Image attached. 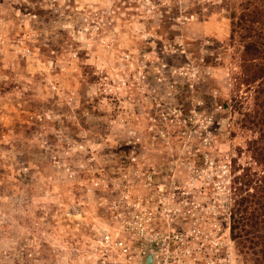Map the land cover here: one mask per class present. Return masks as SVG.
Masks as SVG:
<instances>
[{"label": "rangeland", "instance_id": "374dc122", "mask_svg": "<svg viewBox=\"0 0 264 264\" xmlns=\"http://www.w3.org/2000/svg\"><path fill=\"white\" fill-rule=\"evenodd\" d=\"M259 121L264 0H0V264H97L140 170L204 183L233 263L264 264V217L238 222Z\"/></svg>", "mask_w": 264, "mask_h": 264}, {"label": "built area", "instance_id": "2783aa9c", "mask_svg": "<svg viewBox=\"0 0 264 264\" xmlns=\"http://www.w3.org/2000/svg\"><path fill=\"white\" fill-rule=\"evenodd\" d=\"M151 176L136 171L119 194L104 199L108 224L97 264H147L149 256L150 264H234L205 184Z\"/></svg>", "mask_w": 264, "mask_h": 264}, {"label": "trees", "instance_id": "16d2710c", "mask_svg": "<svg viewBox=\"0 0 264 264\" xmlns=\"http://www.w3.org/2000/svg\"><path fill=\"white\" fill-rule=\"evenodd\" d=\"M256 125L264 126V122L259 121L256 124H254V126H256ZM255 153H256L257 161L264 165L263 148L255 149ZM261 183H263V187H264V178L262 179ZM262 202H264V199L262 200ZM243 203H247V201L244 200ZM260 203L261 202L258 201L257 204L256 203L255 204H256V206H258V204L260 205ZM262 208H263V206H260V207H258V209L254 210V213L248 214V215H250L248 218L246 217V215H241L238 222L241 224L242 227H247L248 225L252 228L257 227L258 223L260 222V217H264V212H263V214L260 213ZM255 231L256 230L254 229V232ZM258 238H260V237H257V239ZM258 253L262 257L261 260L264 262V249L260 250Z\"/></svg>", "mask_w": 264, "mask_h": 264}, {"label": "water", "instance_id": "95a60500", "mask_svg": "<svg viewBox=\"0 0 264 264\" xmlns=\"http://www.w3.org/2000/svg\"><path fill=\"white\" fill-rule=\"evenodd\" d=\"M151 262V256L148 257L147 264H150Z\"/></svg>", "mask_w": 264, "mask_h": 264}]
</instances>
